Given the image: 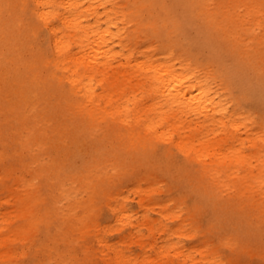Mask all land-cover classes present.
<instances>
[{
    "label": "bare ground",
    "instance_id": "bare-ground-1",
    "mask_svg": "<svg viewBox=\"0 0 264 264\" xmlns=\"http://www.w3.org/2000/svg\"><path fill=\"white\" fill-rule=\"evenodd\" d=\"M25 10L35 19L31 23L22 20ZM41 32L49 54L31 45L29 36ZM192 42H200L204 49L208 45L206 64L198 62ZM262 49L264 0H0V112L18 127L10 136L15 142L13 155L28 165L14 147L17 142L27 155L32 147L38 152H78L64 157L71 168L78 160L87 166L94 154L90 152H109V163L117 164L118 170L92 185L86 209L94 208L97 197H109L114 221L130 225L132 236L139 228L134 214L125 209L119 193L110 196L111 187L125 181L124 167L152 163L157 170L170 167L176 176L188 170L185 162L167 161L166 166L153 161L155 139L166 141V153L175 148L185 161L195 160L198 182L210 176L216 184L206 186L205 194L211 195L227 183L220 176L249 163L252 156L242 150L246 141L250 150L258 154L264 150V117L257 115L256 121L247 100L238 96H251L264 85V73L259 71L260 63L264 68ZM245 51L250 52L243 55ZM221 53L251 74L233 85L240 76L233 75L232 64L224 66ZM109 141L111 147L105 149ZM5 158L0 151V162ZM215 160L223 167L216 168ZM259 164L264 166V156ZM94 166L79 169L83 180L78 183L90 185V177H96ZM261 171L252 177L237 174L241 188L264 193ZM135 182L131 188L140 192V204L147 207L142 198L147 189L141 191ZM25 183L29 191L31 184ZM105 185L111 186L108 195L101 192ZM67 196L64 191L56 197ZM42 199L38 193L34 210L41 218L50 214L41 208ZM143 219L148 232L159 231L147 215ZM98 241L113 251L107 264L130 263L103 236ZM165 241L159 252L191 257L183 245Z\"/></svg>",
    "mask_w": 264,
    "mask_h": 264
},
{
    "label": "rangeland",
    "instance_id": "rangeland-1",
    "mask_svg": "<svg viewBox=\"0 0 264 264\" xmlns=\"http://www.w3.org/2000/svg\"><path fill=\"white\" fill-rule=\"evenodd\" d=\"M21 17L25 23L35 20L26 10L21 12ZM188 37L192 40L191 34ZM29 38L33 40L31 45L34 48L50 53L45 48L44 32ZM194 43L191 47L198 52V62L206 64L204 58L208 45H205V50L200 42ZM220 58L224 66L232 64L233 75L240 76V80L233 79V85L248 76L249 71L235 58L224 53ZM212 69L215 70L214 67ZM259 71L264 73L261 63ZM238 96L247 100L246 106L251 107L249 112L256 121H259L257 115L264 117V85L256 88L251 96ZM10 122L15 123L7 114L0 112V151L6 153L5 160L0 162V264H107L113 258V251L98 241L99 236L129 257V264H264V193L255 187L243 189L237 181V174L252 177L261 169L264 174V166L259 164L264 150L258 154L248 148L246 141L242 150L252 156L249 163L232 169L234 172L227 177L220 176L228 186L214 188L211 195L205 194L206 186L216 184L210 176L205 178V182H198L194 176L197 162L185 161L175 148L166 153V141L155 139V151L150 153L153 161H162L166 166H170L167 161L185 162L188 170L176 176L170 167L157 170L152 163L135 162L122 170L125 178L122 184L103 186L101 192L108 195L111 187L110 196L115 197L119 193L125 209L134 214L133 222L139 228H135L136 232L130 236L129 232L133 231L130 225L121 226L114 221L109 208L113 201L109 197H97L94 208L86 209L92 185L113 177L118 170L117 164L110 165L109 152L89 151L94 154L87 166L85 161L81 163L78 160L76 166L70 168L64 157L78 152L64 151V154L58 149L38 152L32 147L31 154L27 155L17 142L14 147L28 163L23 166L13 155L11 143L15 142L10 136L18 127H13ZM64 142L68 144L69 140ZM103 147L109 149L111 141ZM124 160L129 161V157L125 155ZM90 165H95L96 177H90V185L84 186L78 183L83 180L78 171H85ZM12 166H15L14 171L10 170ZM215 167L223 166L215 160ZM25 181L31 184L29 191L25 189ZM133 181L140 183L141 191L147 189L142 193L145 203L149 204L147 207L140 204V192L131 188ZM64 191H68L67 199H58L56 196ZM241 192H244V197ZM38 193L43 197L41 208L50 212L43 218L34 211L38 208L35 204ZM167 212L168 215H163ZM143 215L148 216L147 221L154 224L158 232H148ZM141 221L143 225H139ZM165 240L169 244L183 245L184 252L191 257H174L172 250L159 252L158 247Z\"/></svg>",
    "mask_w": 264,
    "mask_h": 264
}]
</instances>
